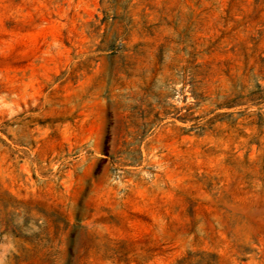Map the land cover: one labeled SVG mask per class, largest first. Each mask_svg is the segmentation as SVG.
<instances>
[{"label": "rangeland", "instance_id": "obj_1", "mask_svg": "<svg viewBox=\"0 0 264 264\" xmlns=\"http://www.w3.org/2000/svg\"><path fill=\"white\" fill-rule=\"evenodd\" d=\"M195 255L264 264V0H0V264Z\"/></svg>", "mask_w": 264, "mask_h": 264}, {"label": "trees", "instance_id": "obj_2", "mask_svg": "<svg viewBox=\"0 0 264 264\" xmlns=\"http://www.w3.org/2000/svg\"><path fill=\"white\" fill-rule=\"evenodd\" d=\"M205 258L209 260H205ZM200 263V264H221L220 260L216 256H188L187 258L181 260L178 264H192V263Z\"/></svg>", "mask_w": 264, "mask_h": 264}]
</instances>
